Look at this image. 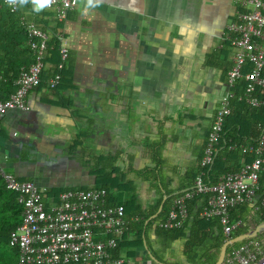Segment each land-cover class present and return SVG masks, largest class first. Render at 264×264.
<instances>
[{"label":"crops","instance_id":"obj_1","mask_svg":"<svg viewBox=\"0 0 264 264\" xmlns=\"http://www.w3.org/2000/svg\"><path fill=\"white\" fill-rule=\"evenodd\" d=\"M234 10L233 0H78L63 23L46 10L49 38L59 26L68 51L65 77L57 91H30L27 112L0 118V167L35 183L46 205L98 188L97 157L109 203L129 215L189 190L227 89L234 51L222 37ZM76 141L81 157L70 154ZM185 244L164 251L152 227L132 228L117 254L124 264H185Z\"/></svg>","mask_w":264,"mask_h":264},{"label":"built area","instance_id":"obj_2","mask_svg":"<svg viewBox=\"0 0 264 264\" xmlns=\"http://www.w3.org/2000/svg\"><path fill=\"white\" fill-rule=\"evenodd\" d=\"M14 12L17 0H3ZM43 8L52 9L54 18L63 23L78 0H32ZM235 10L223 33L222 42L233 48V58L227 72L226 91L221 96L210 123L207 142L199 161L200 171L194 177L192 187L170 202L165 218L158 223L163 230L183 227L188 219V203L195 197L206 195L199 211L205 220L217 219L224 242L231 238L240 221H231L229 210L242 204L254 206L256 212L264 210V199L254 203L259 189V174L264 165V124L259 125L256 143L243 147L253 155L249 163L238 171L225 173L213 185L203 183L204 169L210 166L222 135L225 119L232 112L231 101L237 80L245 83L243 100L252 107H264V100L255 96L264 91V0H233ZM25 26L27 46L32 51L33 62L19 70L14 81L15 90L5 100H0V118L8 109L27 112V95L39 84L44 68L47 33L35 25L20 19ZM60 42L59 63L47 81L49 89L61 82V72L67 61L68 51ZM247 68V70H246ZM0 178L6 191L17 195L21 205V223L9 233L8 245L18 251L17 264H124L125 260L113 254L122 236L129 232L130 223L141 217L125 215L121 205H107L104 189H71L58 194L49 205L44 204L41 191L31 181L18 180L0 167ZM264 263V234L241 242L232 248L221 264Z\"/></svg>","mask_w":264,"mask_h":264},{"label":"trees","instance_id":"obj_3","mask_svg":"<svg viewBox=\"0 0 264 264\" xmlns=\"http://www.w3.org/2000/svg\"><path fill=\"white\" fill-rule=\"evenodd\" d=\"M46 10L48 11L47 8L43 7L37 8L32 0H17L16 10L10 12L4 1L0 0V100H5L14 92V81L18 76L19 70L22 67H27L34 60L32 51L26 44L28 35L25 26L20 24L21 18L26 22H34L36 26L48 34L44 53V68L39 77V84L33 89L42 88L44 90L57 91L58 87L56 90L49 89L47 81L53 75L55 65L60 61L58 40L56 38V32L60 28L58 26L56 31L52 30L49 38V33L46 31L48 28L46 18L51 17V15H46ZM61 75L62 78L65 77L63 71ZM244 85L245 83L242 79L237 80L235 83L233 89L234 98L231 101L232 112L224 121L222 135L217 145L213 162L204 169V184H215L219 176L229 172H236L242 164L249 163L253 159V155L244 152L242 148L248 145H255L258 127L264 124V107H252L247 105L243 100H239ZM255 96L258 99L264 100V91H257ZM60 100L61 102L64 101V106L69 107L67 100H63L62 98ZM244 113L247 115H242ZM76 142L78 143H75L73 149L70 151V154L73 156L74 153H78L75 152L76 148L82 147L79 141ZM206 142L207 136L201 147V156ZM78 156L81 157L83 155L79 152ZM94 160L92 172L96 176L98 189H104L108 196L109 188L99 184V178H101L102 173L100 159L97 157ZM87 163L90 164V161H87ZM198 168L197 173L200 171V167ZM193 180L194 178H192V182ZM258 182L259 189L256 196L259 198L257 201L264 199V165L260 171ZM170 194L172 193H165V195ZM41 196L43 199L42 193ZM173 197L163 203L161 212L153 220H149V218L157 211L161 199H159L152 209H137L132 215L127 214V210L124 208L125 215H128L127 217L136 215L141 217L139 222L130 223V229L134 228L137 231H142L147 227H152L156 241L164 251L168 250L171 242L185 239V246L187 248V251L184 253L185 264H213L217 259L224 239L221 235L217 219L205 220L199 217V211L204 205L207 196L201 195L195 197L188 203V219L182 228L176 230L160 229L157 225L165 218ZM106 204L114 205L109 203L108 199ZM21 211L22 207L17 202V195L6 191L0 178V264H17L18 251L15 248L9 247L8 238L9 233L21 223ZM229 215L231 221H240L239 225L232 232L231 237L247 231L251 228V225L264 222V210L256 212L254 206L250 204H242L230 209ZM254 215L256 216L255 219ZM239 244L237 243L229 247L226 254ZM118 249L119 243L113 252L116 256H118ZM154 258V260L162 261V258L159 256Z\"/></svg>","mask_w":264,"mask_h":264},{"label":"water","instance_id":"obj_4","mask_svg":"<svg viewBox=\"0 0 264 264\" xmlns=\"http://www.w3.org/2000/svg\"><path fill=\"white\" fill-rule=\"evenodd\" d=\"M180 193L181 192L173 193V194H170V195L163 196L162 197V200H161V203H160V205L157 208V211L149 218V220H153V219H155L157 217V215L162 210L163 203L167 199H169V198H171V197H173L175 195H178ZM257 200H258V196L255 197L254 203L257 202ZM262 234H264V222L257 223L256 225H254L253 227H251L249 230H247L245 232H241L238 235L231 237L229 240L225 241L222 244V246L219 249L217 259H216V261L213 264H221L223 262V259L225 257V254H226V252H227V250H228L229 247H232L235 244L241 243V242H243L245 240L255 238V237H257L259 235H262ZM158 263L159 264H164V263H160V262H158ZM262 264H264V263H262Z\"/></svg>","mask_w":264,"mask_h":264},{"label":"rangeland","instance_id":"obj_5","mask_svg":"<svg viewBox=\"0 0 264 264\" xmlns=\"http://www.w3.org/2000/svg\"><path fill=\"white\" fill-rule=\"evenodd\" d=\"M34 4H35V6L37 7V8H40L41 7V5H40V3L38 2V1H35L34 2ZM256 218V216L254 215V219ZM251 224H252V222H251ZM254 225H251V227H253Z\"/></svg>","mask_w":264,"mask_h":264}]
</instances>
